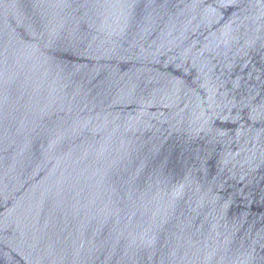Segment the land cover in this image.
Masks as SVG:
<instances>
[{
	"label": "water",
	"instance_id": "1",
	"mask_svg": "<svg viewBox=\"0 0 264 264\" xmlns=\"http://www.w3.org/2000/svg\"><path fill=\"white\" fill-rule=\"evenodd\" d=\"M0 264H264V0H0Z\"/></svg>",
	"mask_w": 264,
	"mask_h": 264
}]
</instances>
